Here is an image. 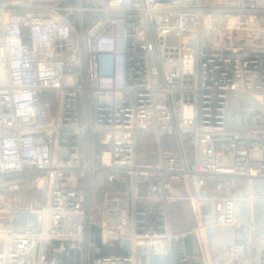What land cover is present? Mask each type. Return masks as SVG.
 Instances as JSON below:
<instances>
[{"label": "built area", "instance_id": "obj_1", "mask_svg": "<svg viewBox=\"0 0 264 264\" xmlns=\"http://www.w3.org/2000/svg\"><path fill=\"white\" fill-rule=\"evenodd\" d=\"M0 221V264H264V0H0Z\"/></svg>", "mask_w": 264, "mask_h": 264}, {"label": "rangeland", "instance_id": "obj_2", "mask_svg": "<svg viewBox=\"0 0 264 264\" xmlns=\"http://www.w3.org/2000/svg\"><path fill=\"white\" fill-rule=\"evenodd\" d=\"M42 101L49 103L53 116L56 113V95L54 93H44L41 96ZM164 145L168 150L175 151L177 150V145L174 140L164 138L163 140ZM152 146V147H151ZM153 149V144L151 142V138L148 135H141L138 141V155H149L151 150ZM103 149V148H102ZM191 150V147L187 148V151ZM188 204L185 203H177L171 206L172 211V221L174 223V227L181 229V230H191L194 226V218L191 212V209ZM2 221H0L1 223ZM104 250V249H103ZM189 252L190 248L188 249ZM94 256V255H93Z\"/></svg>", "mask_w": 264, "mask_h": 264}]
</instances>
